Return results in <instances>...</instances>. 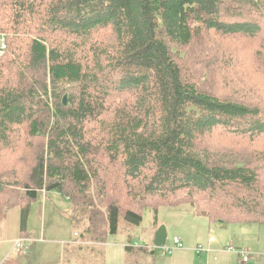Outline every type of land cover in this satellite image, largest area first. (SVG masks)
I'll use <instances>...</instances> for the list:
<instances>
[{
    "label": "trees",
    "instance_id": "16d2710c",
    "mask_svg": "<svg viewBox=\"0 0 264 264\" xmlns=\"http://www.w3.org/2000/svg\"><path fill=\"white\" fill-rule=\"evenodd\" d=\"M0 33V233L19 208L28 237L43 191L94 243L161 205L264 225V0H0ZM199 38L224 62L244 49L258 90L206 87L183 57ZM76 250L62 264H81ZM150 251L130 240L127 264H154Z\"/></svg>",
    "mask_w": 264,
    "mask_h": 264
},
{
    "label": "rangeland",
    "instance_id": "374dc122",
    "mask_svg": "<svg viewBox=\"0 0 264 264\" xmlns=\"http://www.w3.org/2000/svg\"><path fill=\"white\" fill-rule=\"evenodd\" d=\"M215 43H218L216 38L196 40L191 47L183 51V57L187 62L186 67L202 71L206 87L217 85L223 78H231L241 82L236 85L237 88L243 89V86L247 85L248 88L254 87L258 90L256 83L261 82L262 75L259 69H254L248 65V62L246 63V60L251 58L246 56L244 49L237 50L236 61L233 57L231 62H224V59L216 57V51L213 49ZM189 58L192 59L191 62ZM226 71L228 73L225 74ZM241 72H247L249 79L239 75ZM73 213V204L69 199L63 198L56 191L40 192L30 207L27 233L31 238H28L19 236L20 210L12 209L0 233V239H4L3 242H5L0 245V264H3L9 256L11 258L16 256V252L21 248L23 254L21 264H62L64 248H70L71 245L76 244L81 246L76 245L75 256L79 258L78 263L127 264L125 245L130 240L137 245L149 244L151 230L156 229V226H153L156 214L157 229L164 228L167 234L165 245L171 246L173 238L180 236L185 249L166 254L163 247H154L150 251L154 264H206L201 261L205 256L199 257L192 250L197 243L204 244L210 235L218 238L217 244L223 247L234 246L238 250L246 249L250 256L249 262L244 263L236 250L228 251L229 254L222 252L219 255V261H210V264H264V225L209 224L195 218L194 207L190 203L161 205L157 211L146 208L143 221L139 225L129 223L121 217L118 232L108 235L105 243L95 246L86 245L91 241L89 234L85 233L86 223L76 221ZM76 237L78 239H75ZM21 238L25 240V243L17 249L14 247V242ZM75 240L77 242L72 243ZM72 255L74 252L69 251V256ZM214 258L217 259V256Z\"/></svg>",
    "mask_w": 264,
    "mask_h": 264
},
{
    "label": "built area",
    "instance_id": "2783aa9c",
    "mask_svg": "<svg viewBox=\"0 0 264 264\" xmlns=\"http://www.w3.org/2000/svg\"><path fill=\"white\" fill-rule=\"evenodd\" d=\"M7 48H8V44H7L5 35L0 33V56L6 53ZM214 240H215V237L213 235H210L209 241L214 242ZM24 243H25L24 239L22 238L17 239L14 242V247L17 249L21 248L24 245ZM183 248H184L183 242L178 236H175L173 238V243L171 246H166V245L163 246L164 252L166 254H170L174 250L183 249ZM226 250L230 252L236 250L239 253V255L242 257L244 262H248L250 260L249 252L245 249L238 250L234 246H228L226 247ZM195 251L198 254H211L213 252V250L210 247H205L201 244H198L197 246H195Z\"/></svg>",
    "mask_w": 264,
    "mask_h": 264
},
{
    "label": "crops",
    "instance_id": "0c3cea01",
    "mask_svg": "<svg viewBox=\"0 0 264 264\" xmlns=\"http://www.w3.org/2000/svg\"><path fill=\"white\" fill-rule=\"evenodd\" d=\"M45 192V191H44ZM48 193V192H47ZM195 218L196 219H198V220H200V221H204V222H207V223H209L210 224V222L208 221V219H206V218H204V217H199V216H196L195 215ZM221 224H224V223H221ZM153 226H156L155 228L156 229H152L151 230V233H152V235H151V240H150V242H149V245H150V247H151V249L152 248H154L155 246H154V244H153V241H154V238H155V234H156V232H157V224L156 225H153ZM75 236H77L76 235V233H75ZM181 240H182V238L180 237V236H178ZM210 237V236H209ZM209 237L207 238V241L204 243V244H201V243H197L195 246H197L198 244H201V245H203V246H205V247H210L212 250H213V252L211 253V254H198L196 251H195V247L193 248V250L192 251H194L195 252V255H197V256H199V257H202V256H205L204 257V260H201L202 261V263L203 262H205L206 264H210V261H215V262H217V261H219V255L220 254H222V252L223 253H225V254H229V252L226 250V247H228L229 245H227L226 247H223L222 245H219V244H217V240H218V238L216 239V237H215V240H214V242H210L209 241ZM28 238H31V237H29L28 236ZM75 239H78V237H76ZM33 240V239H32ZM74 240V239H73ZM167 240V239H166ZM4 241V239L3 240H1L0 241V245L2 244V243H5V242H3ZM75 242H77V240H75V241H73V243H75ZM81 244V243H80ZM92 245V246H95V245H97V244H99V243H94V242H88V243H86V245ZM76 245H79V244H76ZM82 245H85V244H82ZM165 245V244H164ZM163 245V246H164ZM163 246H161V247H163ZM0 248H1V246H0ZM183 249H185V247L183 248ZM177 250H182V249H177ZM174 251H176V250H174ZM173 251V252H174ZM172 252V253H173ZM249 252V251H248ZM153 253H154V251H153ZM172 253H170V254H172ZM217 256V259H215L214 257H216ZM249 262V261H248ZM244 263H247V262H244ZM223 264V263H222Z\"/></svg>",
    "mask_w": 264,
    "mask_h": 264
},
{
    "label": "water",
    "instance_id": "95a60500",
    "mask_svg": "<svg viewBox=\"0 0 264 264\" xmlns=\"http://www.w3.org/2000/svg\"><path fill=\"white\" fill-rule=\"evenodd\" d=\"M63 104L67 105V96H64ZM166 239H167V234L164 228H160L159 230H157L155 234L153 244L155 247H161L166 243Z\"/></svg>",
    "mask_w": 264,
    "mask_h": 264
}]
</instances>
